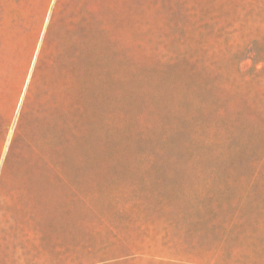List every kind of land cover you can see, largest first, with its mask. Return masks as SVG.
I'll return each instance as SVG.
<instances>
[{"label": "rangeland", "instance_id": "obj_1", "mask_svg": "<svg viewBox=\"0 0 264 264\" xmlns=\"http://www.w3.org/2000/svg\"><path fill=\"white\" fill-rule=\"evenodd\" d=\"M62 4L0 0L1 188L45 201L14 263L264 264V0Z\"/></svg>", "mask_w": 264, "mask_h": 264}, {"label": "crops", "instance_id": "obj_2", "mask_svg": "<svg viewBox=\"0 0 264 264\" xmlns=\"http://www.w3.org/2000/svg\"><path fill=\"white\" fill-rule=\"evenodd\" d=\"M64 1L56 0L54 16L57 19L63 15ZM69 19L72 24L73 16ZM63 28L64 36L71 37L74 27L65 25ZM41 207H45V201H32V188L28 182H15L5 189L1 188L0 183V264H15L16 256L30 253L32 231H36L38 235L41 232L44 234V222L42 229L40 223ZM32 218L35 223L33 228Z\"/></svg>", "mask_w": 264, "mask_h": 264}]
</instances>
